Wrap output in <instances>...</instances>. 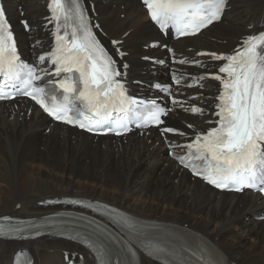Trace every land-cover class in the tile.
Masks as SVG:
<instances>
[{
    "label": "bare ground",
    "instance_id": "obj_1",
    "mask_svg": "<svg viewBox=\"0 0 264 264\" xmlns=\"http://www.w3.org/2000/svg\"><path fill=\"white\" fill-rule=\"evenodd\" d=\"M2 1L24 54L37 53L50 41L43 20L48 13L47 1ZM88 1L95 2L96 18L107 36L101 37L110 51L115 54L109 38L123 39L118 47L129 51L120 60L129 64L127 79L132 90L147 89L132 80L141 74L148 81H164L161 90L168 88L169 78L162 72L168 68L169 53L157 48L160 42L171 44L184 56L194 54V59L208 62L211 56L198 53L207 49L217 54L230 53L244 36L264 29V0H229V9L223 15L226 19L222 17L194 37L178 41L171 38L170 32L166 37L159 32L139 0ZM22 17L31 24L27 32L20 23ZM223 37L227 39L225 44L221 41ZM141 44L150 45L147 51L159 52L161 57L153 59L146 55ZM153 44L157 46L151 48ZM195 70L196 75L204 77L210 90L198 87L190 90V94L198 93L199 98L172 104L174 111L165 122L167 125L174 118L184 136L168 134L164 139L157 128H150L131 131L112 143V136L96 137L52 122L30 100L0 102V221L5 214L25 218L62 209L39 206L38 202L45 198L77 195L95 200V196H100L127 207L123 209L136 216L169 222L161 231L160 240L164 242L168 235L179 233L175 225L187 224L207 235L241 264H264V213L260 215L264 200L249 191L242 194L217 191L190 176L166 153L169 143L183 141L209 126L206 120L211 115L207 110L211 102H216L212 87L218 82L207 79L209 70L203 64ZM161 90L148 88L147 95L159 97ZM197 102L205 107L203 115L194 116L185 110L186 105ZM189 124L193 127L188 128ZM23 246L34 254L35 264H65L66 251L83 253L86 261L93 264L88 251L77 243L46 237L27 242L0 240V264H12L13 255ZM141 264L159 263L141 255Z\"/></svg>",
    "mask_w": 264,
    "mask_h": 264
},
{
    "label": "snow or ice",
    "instance_id": "obj_2",
    "mask_svg": "<svg viewBox=\"0 0 264 264\" xmlns=\"http://www.w3.org/2000/svg\"><path fill=\"white\" fill-rule=\"evenodd\" d=\"M143 4L161 30L174 29L183 37L195 35L219 20L226 0H143ZM49 9L52 13L49 23L55 22V48L40 55L38 60H50L55 65L54 73L21 60L14 32L4 5L0 3V81H3L0 83V100L21 94L30 97L56 121L77 125L89 132H111L113 125L128 131L123 119H114L113 113L136 115L144 102L127 95L123 82L126 72H121L116 60L92 31L82 0H50ZM22 23L25 28L29 27L27 21ZM117 55L122 58L124 53L117 49ZM198 55L225 61L219 73L226 76H214L222 83L214 113L218 117L217 126L206 133H197L191 143L176 145L189 150L177 159L190 167L195 176L217 188L236 187L240 190L245 186H259L264 192V32L245 37L233 54L212 52ZM186 62L181 60L179 63ZM127 67V64L123 65L124 69ZM53 75L63 78H51ZM172 79L179 85L183 77L173 72ZM154 86L161 87L160 84ZM172 103L180 102L173 99ZM169 111L172 109L152 102L140 118L159 126L164 124L161 117H166ZM191 111L202 114L204 110L194 106ZM187 127L193 126L189 124ZM160 131L162 135H185L172 127H161ZM122 222L133 232L139 231L128 218H122ZM23 230L15 227L8 232ZM6 234L0 230V235ZM40 234L37 229L35 235ZM83 239L95 251L99 264H113L108 244L91 237ZM141 244L149 255L162 258L163 264H180V251L169 247L163 240H142ZM126 249L131 257H135L131 244L126 245ZM201 254H204L203 250Z\"/></svg>",
    "mask_w": 264,
    "mask_h": 264
},
{
    "label": "rangeland",
    "instance_id": "obj_3",
    "mask_svg": "<svg viewBox=\"0 0 264 264\" xmlns=\"http://www.w3.org/2000/svg\"><path fill=\"white\" fill-rule=\"evenodd\" d=\"M94 3V5H95V2H93ZM227 17H225L224 19H226ZM28 19V18H27ZM122 19V18H121ZM124 19V18H123ZM29 24H30V22H29ZM99 24H100V27L101 28H103V26H101V23H100V21H99ZM38 26H40V25H38ZM104 29V28H103ZM251 29V28H250ZM249 34H252V33H249ZM211 35V34H210ZM210 35H206V37H209ZM113 39V38H112ZM114 39H116V38H114ZM221 41L225 44L226 42H227V39L226 38H222L221 39ZM146 45V44H145ZM237 45V43L234 45V46H236ZM232 46V45H231ZM234 46H232L233 48H234ZM22 48V47H21ZM140 48L143 50V51H145V52H147L148 54H146V55H148V56H155V55H157V54H160L159 52H155L154 54L153 53H151V52H148L147 50H148V48H149V46L148 45H146V46H144V44H141L140 45ZM157 48H161V43L157 46ZM29 50V49H28ZM208 50V49H207ZM208 51H210L211 52V50H208ZM22 52L24 53V51L22 50ZM128 53H129V51H127ZM212 53V52H211ZM228 53V52H227ZM35 54V53H34ZM25 55H27V54H25ZM29 55H31V54H29ZM29 55H27V56H29ZM219 64V63H218ZM212 65V64H211ZM211 65H209L208 67L209 68H211ZM162 74H168V69L167 70H165L164 72H162ZM144 75L143 74H141V75H139V76H133V79L132 80H134L135 82L136 81H140L141 82V84L142 85H145V86H150L154 81H148V79L147 78H144L143 77ZM207 85H206V83L204 84V89H206V90H210V88H207L206 87ZM138 89H140L142 92H146L147 90H148V88L146 89V90H143L142 89V87H139ZM203 89V90H204ZM215 89H217V84H215L213 87H212V90H214L215 91ZM136 92H137V90H135ZM138 93V92H137ZM175 118H177V116H175ZM174 118H171V120L169 121V123H167V125H169V126H172V125H176V124H174V120H173ZM176 126H178V125H176ZM194 134V133H193ZM192 134V135H193ZM192 135H190L189 137L191 138V136ZM72 138H74V136H72ZM190 138H185V139H187V140H189ZM73 140H75V139H73ZM110 141H112V143H114V142H116L117 140H116V138H112V140H110ZM73 143V142H72ZM158 143V145H160L159 144V142H157ZM74 145V144H73ZM104 147V146H103ZM54 185V187H55V190L54 191H56V189H57V187H56V185L55 184H53ZM58 192H62V191H58ZM75 193L76 192H70L69 194L70 195H75ZM75 196H77V195H75ZM94 197V195H91V196H89V197ZM92 197V198H93ZM94 199H100V200H105V201H107V202H111V203H114V204H117L118 205V203L116 202L115 203V201H113V200H111V199H107V198H101L100 196H95L94 197ZM120 206V205H119ZM120 207H122V208H125V209H127V207H123V206H120ZM132 211V210H131ZM263 212H264V210H263ZM261 213V212H260ZM180 214H182L181 212H180ZM3 215V214H2ZM14 215V214H13ZM146 215H150V214H146ZM153 218H158L157 216H152ZM182 223V222H181ZM183 224V223H182ZM23 247H25V246H23ZM23 247H21V248H23ZM20 249V248H19ZM231 258H233L237 263H239V264H241L236 258H234V257H231Z\"/></svg>",
    "mask_w": 264,
    "mask_h": 264
}]
</instances>
